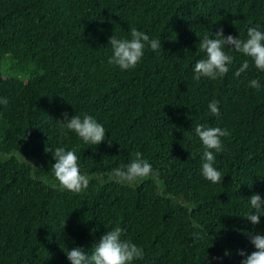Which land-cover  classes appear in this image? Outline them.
<instances>
[{"label": "trees", "instance_id": "obj_1", "mask_svg": "<svg viewBox=\"0 0 264 264\" xmlns=\"http://www.w3.org/2000/svg\"><path fill=\"white\" fill-rule=\"evenodd\" d=\"M133 27L161 48L121 70L109 39L130 40ZM250 27L264 32V0H0V264H70L65 252L90 254L116 227L143 250L132 264H241L240 251H255L249 234L264 235V215L245 217L257 214L251 195L264 199V71L225 46L226 76L194 78L205 36L246 40ZM65 113L92 116L105 141L85 144ZM197 124L230 133L214 152L221 183L202 175ZM57 147L90 177L79 194L59 188ZM137 152L157 179L109 178Z\"/></svg>", "mask_w": 264, "mask_h": 264}, {"label": "clouds", "instance_id": "obj_2", "mask_svg": "<svg viewBox=\"0 0 264 264\" xmlns=\"http://www.w3.org/2000/svg\"><path fill=\"white\" fill-rule=\"evenodd\" d=\"M131 39H119L112 35L109 39L113 55L108 63L118 66L121 70H131L138 66L144 55L145 46H149L151 50L158 51L161 48V41L150 39L147 34L131 28ZM210 39L205 36L200 42V48L207 54V59L198 60L194 65L195 79L200 80L206 77L211 80L221 79L229 72V65L233 63V57L227 54L223 49L225 46L231 47L236 52L250 57L254 62L256 69L264 71V32L258 30V27H250L247 30V39L241 40L239 37L234 38L231 35L224 36L223 29H220ZM249 68V63L245 61L238 69L236 75L239 76ZM249 86L259 90L258 80L250 81ZM7 104V99L2 100ZM219 101H212L208 107L212 115L219 117L220 109ZM64 120L67 121V129L75 132L85 144L99 145L105 141V129L101 123H98L92 116L84 115L71 116L69 119L65 113ZM195 134L199 138L203 146L202 175L205 179L213 184L222 182V174L214 167L215 153L223 151L222 137L230 135L227 129L220 127H207L203 124L195 126ZM111 141H108L111 146ZM53 172L56 181L59 182L61 190H67L73 193H81L88 188L90 177L81 174L78 156L74 150L66 151L64 147H57L54 150ZM34 166V165H33ZM159 171L154 170L150 163L142 158V154L135 153V158L127 165L115 168L109 174L110 179L125 184H134L145 179H157ZM250 204L257 214H249L245 218L253 225L260 223V215H264V199L261 195L253 194L249 197ZM191 211V208L189 209ZM193 226L199 225L193 221ZM250 242L254 246L255 251L247 254L240 251L239 255L245 259L241 264H264V235L249 234ZM122 230L116 227L107 231L100 240L94 245L90 254H86L81 248L74 247L70 251L65 252L70 264H132L133 261L143 259V250L134 243L123 240ZM225 255H229L225 252Z\"/></svg>", "mask_w": 264, "mask_h": 264}]
</instances>
